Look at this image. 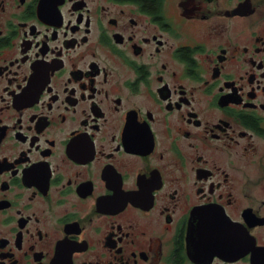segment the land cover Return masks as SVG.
Segmentation results:
<instances>
[{
  "label": "flooded vegetation",
  "instance_id": "af4514ba",
  "mask_svg": "<svg viewBox=\"0 0 264 264\" xmlns=\"http://www.w3.org/2000/svg\"><path fill=\"white\" fill-rule=\"evenodd\" d=\"M0 264H264V0H0Z\"/></svg>",
  "mask_w": 264,
  "mask_h": 264
}]
</instances>
